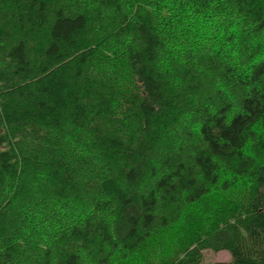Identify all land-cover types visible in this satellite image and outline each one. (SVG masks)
Listing matches in <instances>:
<instances>
[{"label": "trees", "instance_id": "16d2710c", "mask_svg": "<svg viewBox=\"0 0 264 264\" xmlns=\"http://www.w3.org/2000/svg\"><path fill=\"white\" fill-rule=\"evenodd\" d=\"M206 250L264 264V0H0V264Z\"/></svg>", "mask_w": 264, "mask_h": 264}, {"label": "rangeland", "instance_id": "374dc122", "mask_svg": "<svg viewBox=\"0 0 264 264\" xmlns=\"http://www.w3.org/2000/svg\"><path fill=\"white\" fill-rule=\"evenodd\" d=\"M173 232V231H171ZM167 242L175 245L176 243L172 242L167 235L165 236ZM204 259L201 264H217V263H231L232 257L228 251L214 252L211 250H206L203 252Z\"/></svg>", "mask_w": 264, "mask_h": 264}]
</instances>
